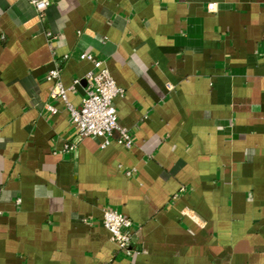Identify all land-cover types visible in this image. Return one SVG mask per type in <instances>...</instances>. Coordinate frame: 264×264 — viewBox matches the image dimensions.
<instances>
[{
  "label": "crops",
  "instance_id": "crops-1",
  "mask_svg": "<svg viewBox=\"0 0 264 264\" xmlns=\"http://www.w3.org/2000/svg\"><path fill=\"white\" fill-rule=\"evenodd\" d=\"M81 53L131 147L78 139L50 96L55 61L80 104ZM0 264H264V0H0Z\"/></svg>",
  "mask_w": 264,
  "mask_h": 264
},
{
  "label": "built area",
  "instance_id": "built-area-1",
  "mask_svg": "<svg viewBox=\"0 0 264 264\" xmlns=\"http://www.w3.org/2000/svg\"><path fill=\"white\" fill-rule=\"evenodd\" d=\"M35 9L38 19H43L44 11L50 5L51 0H27ZM209 9H213V4H208ZM46 37L49 43L55 36L47 31ZM63 57H67L64 55ZM80 58L92 61L93 70L87 72L85 78L87 80L84 88V96L81 98L80 104L74 106L67 101L66 91L60 79V68L53 62L52 67L47 71L46 79L52 81L50 96L53 99H60L65 103V107L69 113V118L75 130V136L81 139L86 136L102 138L101 146H105L112 139L113 130L119 131V136L114 140L125 147L132 146V140L125 128L117 122L116 112L113 105V99L122 94L108 68L102 59L93 58L89 53H81ZM78 82V80H74ZM45 108L51 114L56 113L57 109L46 104ZM75 142L65 145V150L72 149ZM103 226L109 231L111 240L125 254H131L132 220L110 207L102 209Z\"/></svg>",
  "mask_w": 264,
  "mask_h": 264
}]
</instances>
